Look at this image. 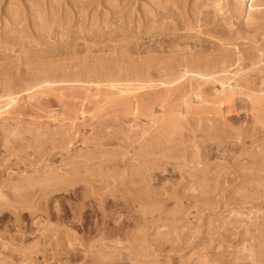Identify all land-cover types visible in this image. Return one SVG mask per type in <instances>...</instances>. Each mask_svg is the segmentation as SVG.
I'll use <instances>...</instances> for the list:
<instances>
[{"label": "rangeland", "instance_id": "rangeland-1", "mask_svg": "<svg viewBox=\"0 0 264 264\" xmlns=\"http://www.w3.org/2000/svg\"><path fill=\"white\" fill-rule=\"evenodd\" d=\"M0 264H264V0H0Z\"/></svg>", "mask_w": 264, "mask_h": 264}, {"label": "bare ground", "instance_id": "bare-ground-1", "mask_svg": "<svg viewBox=\"0 0 264 264\" xmlns=\"http://www.w3.org/2000/svg\"><path fill=\"white\" fill-rule=\"evenodd\" d=\"M239 60H240V59H239ZM240 61H241V60H240ZM236 62H237V61H236ZM238 62H239V61H238ZM236 84H237V83H236ZM236 84H235V85H236ZM229 91H230V90H229ZM158 96H159V95H158ZM156 101H157V100H156ZM160 102H161V101H160ZM136 104H137V103H136ZM149 104H150V103H149ZM140 106H141V105H140ZM140 106H139V107H140ZM150 107H151V106H150ZM150 107H149V108H150ZM152 107H153V106H152ZM123 111H124V110H123ZM125 111H126V110H125ZM138 111H139V110H138Z\"/></svg>", "mask_w": 264, "mask_h": 264}]
</instances>
